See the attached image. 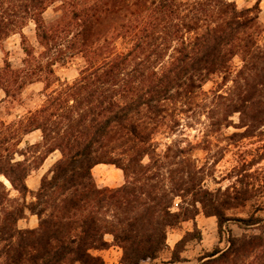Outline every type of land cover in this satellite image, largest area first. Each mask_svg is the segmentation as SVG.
<instances>
[{"label":"trees","instance_id":"1","mask_svg":"<svg viewBox=\"0 0 264 264\" xmlns=\"http://www.w3.org/2000/svg\"><path fill=\"white\" fill-rule=\"evenodd\" d=\"M262 1L0 0V104L38 82L45 96L10 122L0 118V264H107L94 251L110 247L108 234L121 264H146L170 249V229L201 212L217 218L220 235L228 221L259 232L229 230L226 248L198 264H264V218L227 216L183 138L172 139L184 135L181 115L213 75L221 78L220 127L235 114L241 137L264 127ZM50 8L58 15L47 21ZM30 24L38 46L25 33ZM14 35L18 65L5 47ZM77 56L79 75L62 81L56 65ZM35 131L40 140H25ZM56 151L30 189L28 178ZM102 163L120 168L125 182L99 187L93 168ZM28 215L37 227H19ZM201 238L197 227L186 232L169 262H182L184 246Z\"/></svg>","mask_w":264,"mask_h":264},{"label":"rangeland","instance_id":"2","mask_svg":"<svg viewBox=\"0 0 264 264\" xmlns=\"http://www.w3.org/2000/svg\"><path fill=\"white\" fill-rule=\"evenodd\" d=\"M235 1L240 8L252 6L255 2V0ZM57 15L55 9L50 8L45 13V18L51 21ZM259 20L264 26V0L261 2ZM25 33L31 42L38 46L33 24L25 29ZM5 47L9 51L10 61L18 65L24 57L19 35L9 38ZM118 47L119 50H124L125 45L118 42ZM3 59L4 53L0 50V67L3 65ZM83 64V59L77 56L65 64L56 65L55 70L62 81L71 82L79 75ZM220 82V75H213L194 95L191 109L181 115L184 135L176 134L172 139L183 138L182 146L189 148L190 156L202 168L200 176L203 179V186L212 192L219 191L218 201L227 202L229 205L228 209H224L227 216L236 218L255 214L264 218V127L258 129L254 136L241 137L238 134L244 132L246 128L237 127L238 114L230 118L233 125L220 127V99L217 98L220 94ZM43 88V83H34L28 86L17 100L0 104V118L10 122L27 111L39 107L45 98ZM3 97L4 93L0 91V99ZM40 137L41 132L35 131L27 135L25 140L33 143L40 140ZM161 141L164 143L168 140L164 138ZM59 158L60 153L54 152L46 159L41 169L31 174L27 180L30 189L34 191L38 189L43 174ZM93 175L101 188H115L125 182L123 171L111 164L96 165L93 168ZM6 183L10 185L7 180ZM258 206L261 209H258ZM38 221V216L28 215L19 222V227L35 228L38 226ZM195 227L201 231V240L189 241L181 252L183 261L176 264H198L215 248H226L229 230L234 236H241L246 232H259L257 227L244 229L237 222L228 221L223 235H220L217 218L201 212L194 220L184 221L177 228L170 229L167 240L170 249L164 251L158 259L146 264H172L169 262L171 250L186 232L194 231ZM106 240L110 242V247L94 253L100 255L107 264H121L122 249L114 243L112 235H106ZM113 246L111 253L106 252ZM116 251H121V254H117Z\"/></svg>","mask_w":264,"mask_h":264},{"label":"crops","instance_id":"3","mask_svg":"<svg viewBox=\"0 0 264 264\" xmlns=\"http://www.w3.org/2000/svg\"><path fill=\"white\" fill-rule=\"evenodd\" d=\"M113 248H114V246L113 247H111L108 251H106V252H112L113 251ZM117 248H118V246H117ZM119 250V249H118ZM116 253L117 254H121V251H116Z\"/></svg>","mask_w":264,"mask_h":264}]
</instances>
